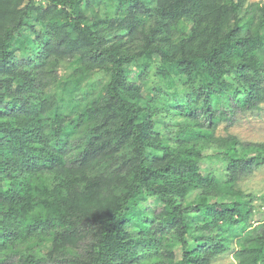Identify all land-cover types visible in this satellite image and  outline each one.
<instances>
[{
  "label": "trees",
  "instance_id": "obj_1",
  "mask_svg": "<svg viewBox=\"0 0 264 264\" xmlns=\"http://www.w3.org/2000/svg\"><path fill=\"white\" fill-rule=\"evenodd\" d=\"M263 104L264 1L0 0V264H264Z\"/></svg>",
  "mask_w": 264,
  "mask_h": 264
},
{
  "label": "rangeland",
  "instance_id": "obj_2",
  "mask_svg": "<svg viewBox=\"0 0 264 264\" xmlns=\"http://www.w3.org/2000/svg\"><path fill=\"white\" fill-rule=\"evenodd\" d=\"M249 2H257L264 0H248ZM19 47L21 45H18ZM34 57V53H31ZM17 55L20 58L23 57V52L20 49L17 51ZM139 68V65L137 66ZM57 105V99L55 95L50 96L49 109L51 113L55 110ZM234 134L243 141L248 142H263L264 143V104L261 110L254 112L241 113L237 116V120L234 124L221 123L219 125L217 134L220 136H226L227 134ZM210 152V151H208ZM202 166H207L206 160L201 162ZM240 187L246 193H250L254 197V204L257 210L253 216L254 221L264 219V165L257 169L252 175L243 178L240 182ZM263 205V206H261ZM261 206V207H260ZM149 210L147 214H150ZM163 218L166 220L169 215L167 209L162 211ZM221 216L228 218V210L222 209ZM214 264H239L233 255V252H228L218 256L214 260Z\"/></svg>",
  "mask_w": 264,
  "mask_h": 264
}]
</instances>
